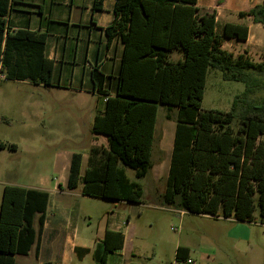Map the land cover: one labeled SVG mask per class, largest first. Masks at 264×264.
<instances>
[{"label": "trees", "instance_id": "trees-1", "mask_svg": "<svg viewBox=\"0 0 264 264\" xmlns=\"http://www.w3.org/2000/svg\"><path fill=\"white\" fill-rule=\"evenodd\" d=\"M105 0H95L101 10ZM13 0H0V75L5 80H29L51 85L53 62L45 56L48 34L19 29L11 32L8 17ZM241 18L252 17L264 26V2ZM217 12L201 10L197 0H116L115 17L105 29L109 42L123 46L115 77L100 67L92 69L94 91L105 100L95 118L93 133L107 145L89 151L81 176L82 154L71 159L68 189L90 197L141 204L144 189L132 181L126 168L145 178L153 167L159 105L178 110L172 157L163 199L172 209L191 214L234 218L264 224V98L248 102L264 89V62L246 54L235 56L222 48L223 39L246 41V25L226 24L217 33ZM178 54L181 58L174 60ZM221 71L228 81L243 82L228 112L203 111L207 74ZM114 82H113V81ZM245 102L237 130V108ZM171 119V114H167ZM7 121V118H3ZM0 142V150L15 149ZM49 201L46 191L5 186L0 206V264H19L42 232ZM38 216L39 230L34 227ZM123 233L107 232L105 252L96 264H107L108 253L123 249ZM84 255L88 249L76 248ZM190 250L179 246L177 260H189Z\"/></svg>", "mask_w": 264, "mask_h": 264}, {"label": "rangeland", "instance_id": "rangeland-1", "mask_svg": "<svg viewBox=\"0 0 264 264\" xmlns=\"http://www.w3.org/2000/svg\"><path fill=\"white\" fill-rule=\"evenodd\" d=\"M259 40L264 46V26L252 25L251 44ZM178 57V54H174L172 58L176 60ZM245 90L243 82L225 80L220 70L210 68L201 102L202 110L228 112L235 98L243 95ZM37 92L32 85L13 82L0 89V141L18 147L17 151L7 149L0 153L4 166L3 179L6 181L36 184L38 173L47 174L53 180L58 175L54 168L55 155L69 158L72 153L84 154L93 146L108 144L105 136L92 137L90 133L89 121L97 113L95 110H75L70 107V100L58 102L50 110H35L31 104L35 102ZM263 98L264 89L250 95L247 101ZM244 107L245 102L238 105L237 117L233 122L235 130L240 126ZM168 113L171 119L167 118ZM4 116L8 123L2 121ZM177 116L176 108L169 112L167 106L159 105L152 148L153 167L149 174L138 179L134 170L126 168L128 177L143 187L144 196L142 204L135 207L131 224L125 230V249L118 255H111L109 264H183L176 258L178 243L190 248L192 264H264V224L258 214L254 222L241 223L221 216L187 212L181 215V211L166 205L163 194ZM44 135L51 136L52 142H48L49 139L46 143L36 142ZM54 136H57V142H53ZM24 138L27 140L24 141ZM29 151L35 153L30 154ZM38 158H41L40 164H37ZM25 167L27 171H24ZM83 204L90 217L83 219L84 225L90 226L85 237L87 243H93L103 234L107 213L115 208L112 203L93 198L85 199ZM16 258L19 264L34 261L33 254L28 258ZM73 264H94V255L88 254L80 261L76 253Z\"/></svg>", "mask_w": 264, "mask_h": 264}, {"label": "crops", "instance_id": "crops-1", "mask_svg": "<svg viewBox=\"0 0 264 264\" xmlns=\"http://www.w3.org/2000/svg\"><path fill=\"white\" fill-rule=\"evenodd\" d=\"M94 2L95 0H13L8 17L9 29L11 32L19 29L47 32L45 56L53 62V74L51 85L48 86L35 84L29 80L0 78V89L11 82L32 85L38 90L36 100L31 104L35 110H50L58 102L66 100L72 102L70 107L75 110L93 109L97 113L89 121L90 133L92 137H97L95 136L97 134L93 133V124L95 118L103 114L105 100L94 91L92 69L98 66L107 76L115 77L120 69L123 46L120 39L109 42L105 33V29L114 20L116 0H105L101 10L94 9ZM263 2L264 0H197V7L201 10L217 12V33L220 35L226 24L246 25L249 28V37L246 41L224 38L222 48L235 56L246 54L255 62H264L263 43L259 40L251 44V26L262 24L255 23L252 17L241 18L239 16L240 13L247 12ZM250 47L255 49H250ZM179 58H181L180 55L177 59ZM3 118L2 121H4ZM48 139L51 143L52 137L45 135L37 138L36 142L46 143ZM26 140L24 138V141ZM53 142H57V136L53 137ZM15 146V149L8 150L17 151L18 147ZM90 149L88 153H81V176L86 171ZM5 150L7 149L0 150V153ZM29 153L35 152L29 151ZM73 154L69 158L66 155H55L54 168L55 172H58L57 177L51 180L49 175L38 173L36 184L4 180V166L0 160V206L5 186H18L49 193L43 230L29 254L24 256L28 258L34 255V261L31 264H73L76 248L88 249V254L94 255V264H96L105 252L104 238L107 232H120L125 236L123 249L108 253L107 264H109L111 255H118L126 247L125 230L131 224L135 207L142 203L136 204L84 195L82 182L78 188L68 189V176ZM37 162L40 164L41 158H38ZM27 169L25 167L24 171ZM87 198L112 203L115 208L107 213L103 234L93 243H87L85 235L90 226L88 224L85 226L83 223V219L90 218L83 204ZM183 213L185 212L181 211V215ZM228 219L238 221L234 218ZM34 227L39 230L38 216ZM179 246L178 243L177 248ZM88 254L84 255V251L80 250L79 260L82 261ZM189 260L191 261V250Z\"/></svg>", "mask_w": 264, "mask_h": 264}, {"label": "built area", "instance_id": "built-area-1", "mask_svg": "<svg viewBox=\"0 0 264 264\" xmlns=\"http://www.w3.org/2000/svg\"><path fill=\"white\" fill-rule=\"evenodd\" d=\"M0 78L5 79V76L4 75H0ZM183 264H192V262L190 260H188L186 262H183Z\"/></svg>", "mask_w": 264, "mask_h": 264}]
</instances>
